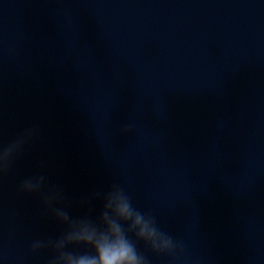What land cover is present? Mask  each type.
Here are the masks:
<instances>
[{"label":"water","instance_id":"1","mask_svg":"<svg viewBox=\"0 0 264 264\" xmlns=\"http://www.w3.org/2000/svg\"><path fill=\"white\" fill-rule=\"evenodd\" d=\"M165 143L264 233V0H43Z\"/></svg>","mask_w":264,"mask_h":264},{"label":"clouds","instance_id":"2","mask_svg":"<svg viewBox=\"0 0 264 264\" xmlns=\"http://www.w3.org/2000/svg\"><path fill=\"white\" fill-rule=\"evenodd\" d=\"M37 128L24 129L7 145L0 141V178L36 137ZM120 131L129 133L131 129L125 126ZM46 184L44 175H34L24 179L18 190L38 195L45 211L62 226L58 236L33 240L29 246L31 253L48 251L47 264H150L141 244L157 256L169 257L172 264L184 256L182 241L162 229L150 211L135 206L120 183L94 190L77 201L67 197L62 186L46 188ZM93 201L101 203L95 216ZM74 206L87 211L73 215Z\"/></svg>","mask_w":264,"mask_h":264}]
</instances>
